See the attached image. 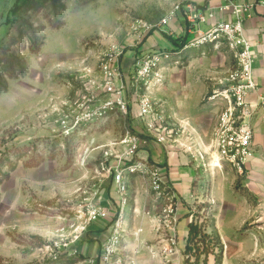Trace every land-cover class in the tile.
Wrapping results in <instances>:
<instances>
[{
    "label": "rangeland",
    "instance_id": "rangeland-1",
    "mask_svg": "<svg viewBox=\"0 0 264 264\" xmlns=\"http://www.w3.org/2000/svg\"><path fill=\"white\" fill-rule=\"evenodd\" d=\"M176 1L0 0V84L6 86L0 91V180L10 175L0 183V264H73L57 258L66 254L65 238L73 240L72 225H81L77 211L98 186L88 172L100 166L102 146L119 139L131 125L130 115L113 112L70 126L71 115L85 109L81 104L89 99L84 69L97 68L106 36L129 46L133 22L156 23ZM63 41L73 51L82 47L79 60L69 66H42L43 46L58 50ZM166 45L153 32L142 47L151 51ZM128 48L126 63L133 56V48ZM199 55L195 61L202 66L192 70L204 74L210 86L233 65L225 51L211 46L195 57ZM10 69L17 77H10ZM171 69L165 71V80ZM163 85L148 91L158 103ZM242 175L232 184L222 176H217L219 181L212 176L201 179L192 187L196 195L177 199L178 217L183 203L189 211L184 216L207 233L198 237L184 264H222L232 253L242 258L229 264H264V214L254 213L262 204L259 192L248 187ZM260 184L264 187V180ZM216 187L219 194L229 192L236 198L218 205L219 199L213 198ZM240 200L249 203L250 213L235 210L224 220L219 209ZM230 224L234 229L221 236L218 228Z\"/></svg>",
    "mask_w": 264,
    "mask_h": 264
},
{
    "label": "built area",
    "instance_id": "built-area-1",
    "mask_svg": "<svg viewBox=\"0 0 264 264\" xmlns=\"http://www.w3.org/2000/svg\"><path fill=\"white\" fill-rule=\"evenodd\" d=\"M258 6L264 9V0L254 3L225 0L217 6L209 3L198 5L195 0H178L156 23L133 22L129 30L132 38L129 46L113 39V35L106 36L97 68L84 69L89 99L81 104L82 108L86 106L85 109L71 115L70 126L103 118L113 112L129 117L131 106L136 103L145 130L136 133L131 126H125L119 139L102 146L103 160L99 169L112 177L118 202L113 207V215H110L109 210L100 204L99 188H94L82 209L77 211L81 225H72L74 240L98 220L110 223L98 258L89 264H134L131 258H123L121 253L129 231L126 218L129 196L125 180L128 175L141 178L145 193L161 204L157 213L147 209L142 212L144 217L156 221L155 231L158 234L164 233L156 249L147 245L151 255L159 256L162 264H168L170 257L179 251L176 191L165 177L161 165L139 153L148 143L147 137L153 136L156 143L166 146L170 140L174 142L177 133V130L168 127L170 116L151 96L150 88L163 85L166 70L182 66L195 55L203 54L207 46L215 50L225 48L231 54L233 65L206 95V100L219 102L221 107L211 140L199 156L202 159L205 155L209 156V165L214 167L221 168L226 162L237 172H245L257 152L255 124L259 120L264 121V92L254 74L255 47L246 35V23L254 16ZM219 14L224 16L223 19H217ZM177 18H181L185 26V36L180 42H172L170 47L162 49H143L146 37L153 32L171 37V22ZM128 47L133 48V56L126 68L123 61L127 50H130ZM134 212L137 213L136 208ZM142 232V227H139L133 236L137 238Z\"/></svg>",
    "mask_w": 264,
    "mask_h": 264
},
{
    "label": "crops",
    "instance_id": "crops-1",
    "mask_svg": "<svg viewBox=\"0 0 264 264\" xmlns=\"http://www.w3.org/2000/svg\"><path fill=\"white\" fill-rule=\"evenodd\" d=\"M241 3H254L257 0H235ZM198 5L209 3L211 6L221 5L225 0H195ZM264 9L260 6L256 8L254 16L246 23V35L249 37L255 47L256 62L254 74L257 83L261 86L264 92ZM217 19H223V15L216 16ZM184 23L181 18L171 22V29L173 34L171 38L178 39L180 42L185 36ZM161 35L159 33H154ZM166 42V47H170L172 41L165 36L161 35ZM152 38V37H151ZM153 40V38H152ZM64 42V41H63ZM47 44L42 48V66H52L55 62H59L62 66H69L72 60H76L82 55V47L76 51H73L66 42L63 43L61 49L55 50L52 48L47 49ZM210 47V46H209ZM212 47V46H211ZM215 50V49H213ZM218 52L225 51L232 59L231 54L225 49L221 48L216 50ZM133 53V51H132ZM78 56V57H77ZM194 57L182 66L174 67L171 69L170 78L166 79L161 93L162 107L166 113L170 116L168 127L177 130L174 135V142L169 141L168 145L162 146L156 143L153 136L147 137L148 143L143 145L140 156L149 158L152 161L159 163L163 169L165 177L172 183L178 199L189 200L196 195L197 191H193V184L196 181H202L201 179H216L222 176V180L226 183H234L237 176L242 173L237 172L228 163L223 162L221 168H217L209 165V156L200 158L199 153L205 149L212 137V131L215 126L217 115L220 110L219 102L206 100V95L211 92L218 84L216 83L210 86V82L201 76L204 75L201 72H195L192 70L193 66H202L200 62H196ZM130 61L124 63V67H129ZM214 87V88H213ZM154 91V90H152ZM131 128L136 133H143L144 127L138 116V107L134 103L131 106ZM255 145L257 152L255 156L247 164L244 177V182L248 187L256 189L258 193V199L262 204L258 207L254 213L264 214V187L260 182L264 180V121L259 120L255 124ZM90 173V177L97 179L100 190V204L109 210L110 215H113V207L118 202V194L115 191L114 182L111 176L100 171L99 167L94 169V172ZM126 182L128 184V196L129 205L127 207V223L129 227L128 234L126 235L122 245V256L131 258L134 264H162V260L159 256L153 257L149 252L147 245H150L156 249L158 240L162 238L164 233L158 234L155 231L156 221L152 218L144 217L142 212L144 210H150L151 213L159 212L160 202L153 199L145 193L144 184L141 178L138 176L128 175L126 176ZM253 180V182H252ZM132 186V191L130 190ZM94 187V188H96ZM214 192L213 198L219 199L218 205L228 203L226 199L233 197V194L226 192L219 194ZM263 192V193H262ZM245 199V196H241ZM180 204V203H179ZM234 205V206H233ZM219 206V207H220ZM232 208H231V207ZM218 207V208H219ZM134 208L137 209V213L134 212ZM186 205L182 203L179 208L178 217V231L177 239L179 245V251L170 257L171 262L168 264H184L185 262V246L186 239L189 230V223L192 221L188 219V213ZM230 208V209H229ZM235 210L239 214L245 215L250 213V205L248 202L234 201V204L225 205L219 209V214H222L224 218L226 215L232 214ZM263 210V211H262ZM187 213L188 215L184 216ZM226 220V218L224 219ZM216 222V218L214 220ZM215 225V223H214ZM142 227L143 232L139 237L135 238L133 233L137 228ZM217 226H214L216 230ZM219 234L223 236L224 233L233 230L232 224L225 225L218 228ZM110 230V223L108 220H98L92 223L86 232H84L78 240H69V236L65 238L66 248L63 247V252L69 257H75L76 260L73 264H89L93 259L98 258L100 247L102 242L107 237ZM70 234V231L67 230ZM68 235V234H67ZM73 238V234H72ZM241 247L242 244H239ZM242 258L237 254H228L223 259L222 264H229L240 261ZM99 264H101L99 262Z\"/></svg>",
    "mask_w": 264,
    "mask_h": 264
},
{
    "label": "trees",
    "instance_id": "trees-1",
    "mask_svg": "<svg viewBox=\"0 0 264 264\" xmlns=\"http://www.w3.org/2000/svg\"><path fill=\"white\" fill-rule=\"evenodd\" d=\"M17 7L18 8L20 7L19 4H17ZM14 11H16V10H14ZM168 39H170L174 43L178 42V39H174V38H171V37H168ZM9 75H10V77H17V75L14 73V71H12V69H10ZM5 88H6L5 85L0 84V91L2 89H5ZM9 176L10 175H8L5 178L1 179L0 183H2V181H4V180L8 179ZM188 227H189V230H188V235H187V239H186V246H185V253L186 254H189V252L193 249L195 243H197L199 241L200 238H198V237L207 236L206 232H202L203 229H201V226H199L193 220L189 223ZM192 242H194V244H192ZM57 259H60V260H64V259L67 260L68 259V263H73L76 260L75 257H69L67 255H61Z\"/></svg>",
    "mask_w": 264,
    "mask_h": 264
}]
</instances>
